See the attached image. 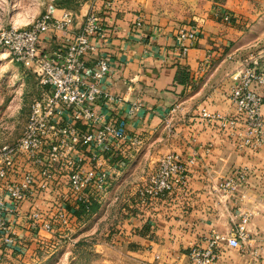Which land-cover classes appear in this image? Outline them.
<instances>
[{
	"label": "crops",
	"instance_id": "obj_1",
	"mask_svg": "<svg viewBox=\"0 0 264 264\" xmlns=\"http://www.w3.org/2000/svg\"><path fill=\"white\" fill-rule=\"evenodd\" d=\"M74 2L79 3L77 23L70 32L45 33L43 50L64 47L78 32L90 0ZM62 8L67 7H56L55 14ZM94 9L106 34L95 39L98 51L88 63L110 58L112 71L102 86L122 97L114 110H101L126 116L129 132L122 147L125 159L112 162L114 182L107 196L110 206L118 201L112 220L119 231L94 264H192L190 249L212 234L223 238L219 264H249L254 248L261 250L257 263L264 264V135L260 144L242 145L234 134L241 127L217 128L202 117L203 108L234 113L231 75L245 58L259 56L264 66V0H113L111 7L99 0ZM181 28L199 34L186 55L177 38ZM208 55L210 64L201 69ZM135 101L139 109L129 115ZM132 136L141 137L137 154ZM169 152L194 160L187 164V182L178 180L166 198L143 203L136 186ZM239 168L247 171L246 184L223 195L219 183ZM246 211L252 213L247 248L230 247V231ZM13 227L17 242L4 247L0 264H41L54 252L53 234L43 237L23 219Z\"/></svg>",
	"mask_w": 264,
	"mask_h": 264
},
{
	"label": "built area",
	"instance_id": "obj_2",
	"mask_svg": "<svg viewBox=\"0 0 264 264\" xmlns=\"http://www.w3.org/2000/svg\"><path fill=\"white\" fill-rule=\"evenodd\" d=\"M97 1L90 0L78 32L66 39L64 47L45 51L41 45L45 33L70 32L75 26L77 15L68 8L56 15L52 7L25 26L0 29V47L32 70L41 87L39 96L30 104L20 137L0 146V263L4 247L17 242L13 227L16 219L26 220L38 233L51 235L56 227L62 232L76 228L82 218L75 211L81 205L89 210L93 202L103 201L113 183L112 162L124 154L122 147L129 138L127 117L101 110L106 107L112 111L122 101V97L102 86L112 71L111 60L97 58L91 65L87 59L98 51L95 39L106 34L94 9ZM102 1L107 7L113 5V0ZM198 37L197 29L178 31L182 55L195 46ZM209 64L210 55L201 63V69ZM231 78L234 113L203 108L202 117L217 128L241 127L234 134L241 137L242 145L260 144L264 135V92L259 91L264 89V66L260 57L245 58ZM139 106V101L133 102L128 114H135ZM132 143L139 145L141 140L135 136ZM193 161H186L177 152L164 154L135 192L143 203L166 198L174 191L176 181L187 182V164ZM247 178L244 168L234 169L218 188L223 195H229L246 184ZM251 216V212H244L230 231V247L247 248ZM222 239L212 234L204 245L192 247V264H219ZM250 253L249 264H258L261 250L254 248Z\"/></svg>",
	"mask_w": 264,
	"mask_h": 264
},
{
	"label": "rangeland",
	"instance_id": "obj_3",
	"mask_svg": "<svg viewBox=\"0 0 264 264\" xmlns=\"http://www.w3.org/2000/svg\"><path fill=\"white\" fill-rule=\"evenodd\" d=\"M72 2L73 0H0V29L25 26L41 13L59 5L74 11L79 3ZM40 90L37 75L15 61L8 49L0 47V146L20 137L30 104L39 96ZM141 146L142 142L131 148L137 154ZM126 154L121 155V161ZM119 157L115 158L116 161ZM112 187L113 183L109 191ZM109 191L100 203V209L90 216H84L76 228L62 232L56 227V232L50 238L53 241L50 247L53 246L54 252L41 264H94L95 260L104 255L102 246L112 244L107 242L119 231L117 220H112L118 201L114 200L112 206L109 205ZM41 235L45 234L42 232ZM114 253L111 252V255Z\"/></svg>",
	"mask_w": 264,
	"mask_h": 264
},
{
	"label": "trees",
	"instance_id": "obj_4",
	"mask_svg": "<svg viewBox=\"0 0 264 264\" xmlns=\"http://www.w3.org/2000/svg\"><path fill=\"white\" fill-rule=\"evenodd\" d=\"M57 7H64V6H57ZM101 205L99 203H96V202H93L90 207H89V210L85 208V206L81 205L80 208L78 210H76V214L78 216H80L81 218H83V216H90L92 215L93 213L97 212L99 207Z\"/></svg>",
	"mask_w": 264,
	"mask_h": 264
}]
</instances>
